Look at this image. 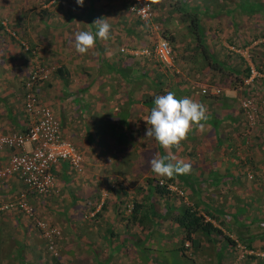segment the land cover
Listing matches in <instances>:
<instances>
[{
    "label": "crops",
    "instance_id": "obj_1",
    "mask_svg": "<svg viewBox=\"0 0 264 264\" xmlns=\"http://www.w3.org/2000/svg\"><path fill=\"white\" fill-rule=\"evenodd\" d=\"M128 2L84 0L80 7L75 0H0V132L26 128L23 81L36 58L43 65L53 66L49 77L35 85L36 96L51 108L61 137L75 146L83 164L81 171L65 160L53 164V187L48 194L28 189L15 172L1 175L0 203L25 191L26 201L60 229L58 258L62 264L123 262L127 247L135 255L134 241L140 234L136 219L142 203L152 202L158 207L154 222L167 211L154 230L162 234L177 231L175 237L179 228L165 208L174 210L172 207L182 203L201 211L208 209L215 215L211 221L220 229L233 214L237 220L229 225H245L239 215L243 211L238 212V208L245 207L246 200L227 208L232 206L238 188L248 183L237 178V174H247L250 169L240 163V151L246 152L244 159L250 162L248 153L253 147L239 106L242 83L237 87L217 81L221 75L206 71L201 60L202 54L214 55L224 61L223 73L231 69L236 75L244 65L248 74L250 66L255 68L259 74L250 88L264 94V0H230L228 34L211 37L199 25L197 39L178 10L192 7L205 12L206 7V12L215 16L212 6L188 0H150L152 21L172 37L168 41L174 51L171 67L133 53L152 41L144 22L128 12ZM97 18L109 22L110 37L106 41L97 39L95 48L80 55L72 43L74 33L89 28L95 32L92 22ZM4 19L27 49L6 31L9 26ZM184 25L186 29L179 32ZM217 26L221 27L219 20L214 19L205 29L218 31ZM158 37H162L160 30ZM219 49L225 54L222 57ZM207 85L221 90L218 94L202 93L200 89ZM167 91L201 102L210 117L208 131L193 129L179 148L171 149L178 159L192 164L190 173L172 179L157 176L149 164L141 169L136 164L138 159L166 154L162 146L159 154L156 149L160 144L146 136L143 119L150 114L155 95ZM153 146L154 153L147 154ZM10 152L7 147L0 149V169L8 163ZM147 178L163 179L181 193L171 190L159 196L152 187L147 192ZM133 204L139 209L132 223L125 217ZM42 242L29 216L17 209L0 210V264H24L33 249L44 246ZM110 255L116 258L110 260ZM238 264H264V260Z\"/></svg>",
    "mask_w": 264,
    "mask_h": 264
},
{
    "label": "built area",
    "instance_id": "obj_2",
    "mask_svg": "<svg viewBox=\"0 0 264 264\" xmlns=\"http://www.w3.org/2000/svg\"><path fill=\"white\" fill-rule=\"evenodd\" d=\"M127 10L136 18L146 21V30L151 38L148 46L132 50L134 54L153 57L166 67L172 66L174 51L171 44L158 37V23L151 20V7L147 0H129ZM12 36L16 33L9 27L5 28ZM19 44L27 49V45L18 38ZM53 70L52 65H43L34 58L31 69L23 81L22 106L28 119L26 128L21 131L0 132V149L7 147L11 150L8 163L0 169V176L15 172L20 175L22 182L38 194H48L53 187V175L51 166L59 160L67 161L73 169H83L82 156L75 146L61 137L58 119L51 108L39 101L35 92V85L47 79ZM258 71L249 67V74L243 80L248 84ZM202 93L218 94V86H206L200 89ZM243 117L248 126L264 122V104L255 96L248 94L239 100ZM251 177L250 173H247ZM159 183H162L159 180ZM167 188L178 192L175 185L167 184ZM25 191L21 190L13 200L0 203V210L17 209L29 216L40 236L46 249L53 255H57L56 246L60 239V229L45 217L35 213L33 207L26 201ZM264 255V251L261 253Z\"/></svg>",
    "mask_w": 264,
    "mask_h": 264
},
{
    "label": "rangeland",
    "instance_id": "obj_3",
    "mask_svg": "<svg viewBox=\"0 0 264 264\" xmlns=\"http://www.w3.org/2000/svg\"><path fill=\"white\" fill-rule=\"evenodd\" d=\"M188 1L190 2L196 1L200 5H205L207 7L212 6V8L215 9V16H210L206 12V7L204 9L206 13L199 11L200 9L198 10L199 20L201 23L200 26L202 25L204 27L202 29L203 33L211 37L214 36L215 34H218V37L219 36L223 37L228 34V22H229L228 16H229L230 0H188ZM214 19H218L219 24L221 25L220 28L217 26L219 28L218 30L219 32L215 30L206 31L205 28H206L208 21L214 20ZM7 20L4 19V21L6 22ZM6 22L5 24L9 26V28L13 30L17 36H19L17 34V31L15 29H12L11 25L8 22L7 23ZM183 29H186L185 25L181 27L179 32H181ZM223 54H224L223 51L219 49L218 55L222 57L221 55ZM224 57L222 59L226 58ZM202 63L206 64V61L203 60V58L201 60V64ZM253 79L248 84H245V83L241 84L239 90L240 91L244 90V91L240 93V91L238 90L239 97L242 98L248 94H251L255 96L258 101H262V103L264 104V94L260 91L259 92L253 91V89L250 88L252 86L251 84L254 83ZM256 84L258 85V87H260V83L257 82ZM247 128L251 131V133H249V140L253 141V147H252L253 152H251L252 151L251 150L248 153V155H250L248 159L250 160L249 162L244 159V154L246 152H242L243 150L240 151V157H241L240 163H242V166H246L247 168H250L247 171V173H250L251 177H248L245 172L237 174L238 179H240L241 181L247 180L248 183H246V185H243V187L238 188V192H237L238 194L237 196L233 197V200L231 203L232 206L227 207L229 208V210L233 209L234 208L233 206L235 204L234 202L237 201L238 203H240L241 199L246 200L247 205L245 207L242 206L238 208V212L243 211L239 215H240V218L244 220L245 225H240V224L236 225L237 223H233V224H230L232 225V227L230 228L229 223L232 222L233 220H237L236 214H233L232 219L230 217V220L225 222L226 224L225 228H221L223 233H227V234L230 233L231 237L237 239L235 249L230 248L229 246H225V249H227V251L223 249L224 253L220 256L219 259H217L219 257L217 255L218 254L217 250L213 249L214 246H209L207 243H205L197 251L192 252L191 249L186 250V253L191 254L192 259H185L183 256L179 255L178 251H175L174 249L170 250V247H173L175 244L177 237H175L174 235L177 233V231L176 232L166 231L163 234L159 233L156 230H154V227H156L159 224L160 218L156 222L154 221L150 222V220L148 219L147 226H149V229L140 231L139 233L141 237H144L147 234L150 238L155 239V241L158 242L157 251H154V249L152 250L148 247H143L146 243L142 242L140 243V245H138V249H135V255L133 254V251H134L133 249H131L130 251L127 249V252L125 253L126 258L124 259L125 261L123 262L121 260H118L117 262H108V260H104V261L101 260L97 264H155L154 262H158L156 264H159V263L160 264H235L237 263L238 264L241 262L253 263V262H259L261 260H264V255H261V253L264 251V248H261V246L264 245V122L255 123L252 126L247 125ZM255 145H257V147ZM254 147H256V149ZM153 148L154 146L151 147L150 150H147L146 153L149 155L154 153ZM156 150L158 151L159 154H161L163 151L161 148V145H159V147H157ZM148 160L149 158L138 159L136 163L137 167H139L140 169L148 168V163H147ZM150 186L152 187V184ZM213 193H215V191H213ZM231 196H233L232 191H231ZM32 207L36 214L42 216L40 214V211L36 207L34 206ZM154 208L155 209L158 208L156 204L154 205ZM30 221H31V225L35 228V230H38L36 226L34 225L31 218H30ZM171 234H172V237L168 236ZM248 237L252 238V240L249 242L251 248L248 246H245V243H243L248 239ZM214 239H216L215 240L216 244L221 242L219 235H215ZM59 241L56 246V251H57L58 256L60 255L59 254ZM42 243L44 246L40 247L39 250H37L36 248L33 249L29 256L30 260L25 259L24 264H41V263L44 264L45 261H47L46 264H50L48 263V260H47L48 256H50V252L46 249L44 241ZM138 251L142 253H139L137 255ZM248 253H254L257 256L249 257L247 256L249 255ZM140 255L143 256L147 261L142 259ZM36 257H39L37 260L38 263H36L37 261L34 262ZM109 257H110V260L116 258V257L113 258V256L111 257V255L108 256V258Z\"/></svg>",
    "mask_w": 264,
    "mask_h": 264
},
{
    "label": "trees",
    "instance_id": "obj_4",
    "mask_svg": "<svg viewBox=\"0 0 264 264\" xmlns=\"http://www.w3.org/2000/svg\"><path fill=\"white\" fill-rule=\"evenodd\" d=\"M149 3L150 7V0H147ZM179 11V16L180 17H185L187 23V28H189V31L193 35L194 39H197L198 34H197V28L200 25L199 21V15H198V8H190L187 9L185 8L184 11ZM161 15H158V17ZM154 15L152 13V8H151V20L153 19ZM138 19V18H137ZM140 20V19H139ZM141 22L146 23V21L140 20ZM157 23V22H156ZM146 27V24H145ZM160 33L162 35L161 38L170 41L172 37L170 36V33H166L162 30V27L159 28ZM212 55V54H211ZM226 55H229V51H226ZM203 60L206 61L205 64V70L208 71L213 70L214 74L216 75H221V79L217 81H221V83H225V85H230V86H238L241 83H243V80L246 78L248 74V67L244 65V67L241 69L238 75L234 74L231 69H226V71L223 73V65L224 61L220 59H216L214 55H203L202 54ZM232 72V73H231ZM227 76V77H226ZM168 92V91H167ZM167 92H163L161 94H166ZM147 182L149 183V188L148 191L151 189V184L153 185V190L159 195L162 196L163 194H168L171 189L167 188L166 181L163 179H146ZM159 180L162 181V183H159ZM174 210L167 209L168 210V218L172 219L175 225L179 228V233L176 238L175 244L173 247H170L171 249H174L175 251L179 252L180 256H183L185 259H192L190 253H186V250L191 249L192 252L199 250V248L207 243L209 246H214L213 249H216L218 252V258L224 253L223 249H225V246H229L230 248L235 249V245L237 243V239L233 238L230 236V233H223L222 230L214 225V223L211 221L214 218V214L208 209H204L201 211L197 206L194 205H187V204H181L176 207H172ZM139 209V205L133 204L131 208L127 211L126 219L130 220V222L133 223V218H134V213ZM167 211H163V215L161 216L160 219L166 218V213ZM155 208L153 203L148 202L147 203H142L141 204V213L139 217L136 219V225L140 227V231H144L146 229H149V226H147V220L149 219L150 222L154 221L152 217L156 216L155 215ZM207 216L208 218H205ZM143 233V232H141ZM150 233V232H149ZM219 235L220 236V241L219 243H215L214 236ZM139 238H136L134 241V247L135 249H138V245L140 243L145 242L146 244L143 247H148L150 249H154V251L158 250V245H156L158 242L155 241V239L150 238L147 234L144 237H141L139 234ZM242 240V239H240ZM252 240V238H249L243 242L245 243V246L250 247L249 242ZM128 240H126V243ZM142 248V247H141ZM251 248V247H250ZM261 248H264V245L261 246ZM127 249H129L127 247ZM169 250V249H167ZM227 251V249H225ZM142 252H137V255ZM249 257H254L257 256L254 253H248ZM141 256V255H140ZM58 255H53L50 253V256H48V263L50 264H62V261H60V258H58ZM179 257V256H177ZM142 259L147 261L143 256H141ZM155 258V257H153ZM157 260V259H156ZM218 261V260H217ZM216 261V262H217ZM155 264L158 262H154ZM160 264V263H159Z\"/></svg>",
    "mask_w": 264,
    "mask_h": 264
},
{
    "label": "clouds",
    "instance_id": "obj_5",
    "mask_svg": "<svg viewBox=\"0 0 264 264\" xmlns=\"http://www.w3.org/2000/svg\"><path fill=\"white\" fill-rule=\"evenodd\" d=\"M75 3L80 7L84 6V0H75ZM92 24L95 25V32L89 28L74 33L72 43L80 55L95 48L97 39L106 41L110 37L111 25L106 19L97 18ZM153 104L150 114L143 119L147 125L146 136L153 137L165 149L166 154H154L147 163L157 176L169 179L190 173L192 164L178 159L171 149L179 148L193 129L200 133L209 130L206 122L210 117L206 106L188 96L178 98L172 91L155 95Z\"/></svg>",
    "mask_w": 264,
    "mask_h": 264
}]
</instances>
